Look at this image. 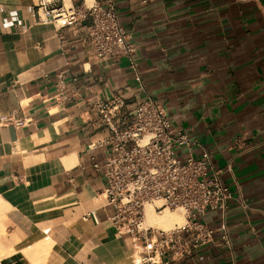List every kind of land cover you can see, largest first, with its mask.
Returning <instances> with one entry per match:
<instances>
[{
    "label": "crops",
    "instance_id": "1",
    "mask_svg": "<svg viewBox=\"0 0 264 264\" xmlns=\"http://www.w3.org/2000/svg\"><path fill=\"white\" fill-rule=\"evenodd\" d=\"M38 1L0 0V194L11 206L4 222L16 249L0 264H21L18 254L39 234L54 240L46 264H130L131 238L102 208L107 179L94 163H104L111 132L94 102L123 97L115 119L126 127L145 95L138 74L173 127L195 141L179 156L207 150L234 195L231 245L217 232L168 263L264 264V0H116L136 45L131 58L98 57L90 18L44 23ZM4 115L25 124H5ZM94 209L100 223L83 218ZM203 220L217 228L221 211Z\"/></svg>",
    "mask_w": 264,
    "mask_h": 264
},
{
    "label": "built area",
    "instance_id": "2",
    "mask_svg": "<svg viewBox=\"0 0 264 264\" xmlns=\"http://www.w3.org/2000/svg\"><path fill=\"white\" fill-rule=\"evenodd\" d=\"M35 11L40 21L58 27L76 26L90 18L88 35L100 58H131L136 50L131 33L119 19L116 0H106L105 5L88 0H83L81 5L72 0H39ZM136 80L145 95L126 127L120 128L115 119L126 104L123 97L94 102L111 132V138L105 141L108 148L104 163H94L96 169L103 168L107 179L102 208L116 232L131 238L130 264H169L167 258L185 257L192 247L214 242L217 232L221 242L231 245L226 215L234 195L223 182L221 171L214 168L207 150L200 157L179 156V147L191 146L195 141L187 131L173 127L167 109L146 91L139 74ZM59 84L64 90L62 78ZM1 120L5 124H25V119H14L11 115L2 116ZM147 205L160 212L181 208L186 222L171 230L149 226ZM209 210L221 211L219 227L209 226L203 220ZM83 218H92L96 223L102 220L96 209Z\"/></svg>",
    "mask_w": 264,
    "mask_h": 264
},
{
    "label": "bare ground",
    "instance_id": "3",
    "mask_svg": "<svg viewBox=\"0 0 264 264\" xmlns=\"http://www.w3.org/2000/svg\"><path fill=\"white\" fill-rule=\"evenodd\" d=\"M94 0H88L92 3ZM69 166V164H67ZM10 204L0 194V262L13 255L16 251L13 241L6 237V224L4 218L10 209ZM186 222V217L181 208H166L163 211H155L152 205L146 206V223L156 228L171 230L177 226H182ZM48 230V228H45ZM49 236V235H46ZM54 240L51 237L40 238L25 246L22 254L27 258L29 264H46L48 254L51 252Z\"/></svg>",
    "mask_w": 264,
    "mask_h": 264
},
{
    "label": "rangeland",
    "instance_id": "4",
    "mask_svg": "<svg viewBox=\"0 0 264 264\" xmlns=\"http://www.w3.org/2000/svg\"><path fill=\"white\" fill-rule=\"evenodd\" d=\"M8 234H9V232H8ZM39 236H40L42 239H44V238L46 237V235L41 236L40 234H39ZM33 241H34V240H31V241L27 242L26 244H28V243H30V242H33ZM26 244H24V245H22V246H25ZM22 246H18V245H17V249H18V251H20V250L23 249ZM21 248H22V249H21ZM49 254H50V253H49ZM49 254H48V256H49ZM18 256H19L20 258H22V262L20 261L21 264H26V263H27V260H26L25 258L22 257V254H18ZM47 259H48V257H47ZM27 264H28V263H27ZM124 264H126V263H124Z\"/></svg>",
    "mask_w": 264,
    "mask_h": 264
}]
</instances>
